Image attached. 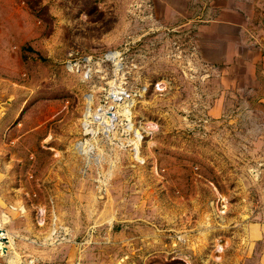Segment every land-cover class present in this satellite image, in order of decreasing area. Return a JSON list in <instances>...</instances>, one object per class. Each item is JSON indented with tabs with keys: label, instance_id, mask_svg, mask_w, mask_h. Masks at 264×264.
<instances>
[{
	"label": "rangeland",
	"instance_id": "374dc122",
	"mask_svg": "<svg viewBox=\"0 0 264 264\" xmlns=\"http://www.w3.org/2000/svg\"><path fill=\"white\" fill-rule=\"evenodd\" d=\"M257 8L0 0V264H264Z\"/></svg>",
	"mask_w": 264,
	"mask_h": 264
},
{
	"label": "crops",
	"instance_id": "0c3cea01",
	"mask_svg": "<svg viewBox=\"0 0 264 264\" xmlns=\"http://www.w3.org/2000/svg\"><path fill=\"white\" fill-rule=\"evenodd\" d=\"M253 1L255 2L256 6L259 7V9L257 8V11H258L257 19L262 20L263 23H264V0H253ZM245 20H246V17H244V22L243 21H240V22H237V21H229V22L213 21V22H211V25L208 28H213L216 25H219V27H222L220 25H223V26L226 25L228 28H230L232 30V32H225V33H228V34H225L224 32H222L220 30L218 31L220 33V34H218L219 37L221 35L220 38H223V40H225V42L222 45H224V44L226 45V46H224V48H225V50H223L224 52H222V49H223V46H222L221 52H222L223 58L221 57L219 59V61H221L223 59V61H225L226 64H229V63H231L232 61L235 60V57H236V55H235L236 53L234 52L235 40L232 37V35L238 34V35L241 36V38H243V40H246L247 37L250 36L249 34H247L245 32L246 29L243 26L244 24L246 25ZM256 37L257 36H255L254 39L255 40L257 39L256 42H259V44L261 43V49H264V37H262V38L259 37L260 41L258 40V37L257 38ZM259 58H260L263 66H264V52L260 54ZM216 62H218V61H216ZM263 73H264V71H263ZM260 101L264 102V97H261Z\"/></svg>",
	"mask_w": 264,
	"mask_h": 264
},
{
	"label": "bare ground",
	"instance_id": "6f19581e",
	"mask_svg": "<svg viewBox=\"0 0 264 264\" xmlns=\"http://www.w3.org/2000/svg\"><path fill=\"white\" fill-rule=\"evenodd\" d=\"M118 56V55H117ZM133 104H128V106H132ZM102 113V112H101ZM108 113H110V112H108ZM125 113H126V116H127V118H129V116H130V109H129V107H127L126 108V111H125ZM107 118H109V121L111 122V121H113L112 119L113 118H117V115L116 114H112V115H108L107 116ZM106 125V124H105ZM113 125V124H112ZM107 127V126H106ZM111 127H113V126H111ZM5 220L7 221V218L4 216L3 217V221L5 222ZM2 222H0V251L2 252V253H6L7 252V247L13 242V239H12V237L9 235V233H7V232H5L4 230H3V228H2V224H1ZM15 260L13 259L12 260V263L13 264H17V262H14Z\"/></svg>",
	"mask_w": 264,
	"mask_h": 264
},
{
	"label": "built area",
	"instance_id": "2783aa9c",
	"mask_svg": "<svg viewBox=\"0 0 264 264\" xmlns=\"http://www.w3.org/2000/svg\"><path fill=\"white\" fill-rule=\"evenodd\" d=\"M178 49V46L176 47ZM190 56L192 57H196L197 56V52L195 51H190Z\"/></svg>",
	"mask_w": 264,
	"mask_h": 264
},
{
	"label": "water",
	"instance_id": "95a60500",
	"mask_svg": "<svg viewBox=\"0 0 264 264\" xmlns=\"http://www.w3.org/2000/svg\"><path fill=\"white\" fill-rule=\"evenodd\" d=\"M108 115H112L111 113H109ZM107 133H108V131H107Z\"/></svg>",
	"mask_w": 264,
	"mask_h": 264
}]
</instances>
